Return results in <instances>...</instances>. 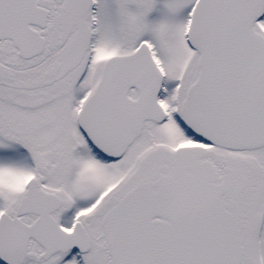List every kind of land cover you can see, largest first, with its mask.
<instances>
[{"label": "snow or ice", "instance_id": "snow-or-ice-1", "mask_svg": "<svg viewBox=\"0 0 264 264\" xmlns=\"http://www.w3.org/2000/svg\"><path fill=\"white\" fill-rule=\"evenodd\" d=\"M0 264H264V0H0Z\"/></svg>", "mask_w": 264, "mask_h": 264}]
</instances>
